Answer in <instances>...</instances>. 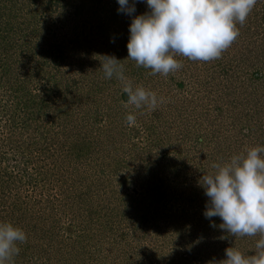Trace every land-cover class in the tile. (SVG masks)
Listing matches in <instances>:
<instances>
[{
    "label": "rangeland",
    "instance_id": "obj_1",
    "mask_svg": "<svg viewBox=\"0 0 264 264\" xmlns=\"http://www.w3.org/2000/svg\"><path fill=\"white\" fill-rule=\"evenodd\" d=\"M85 1L63 15L33 12L34 23L46 19L51 26L47 44L37 47L30 67L11 65L12 78L29 70L30 89L52 97L51 114L59 118L50 137L58 151L47 138L42 163L36 151L20 169L0 165V222L27 234L12 264H223L229 247L254 254L259 235L233 237L219 217L205 218L208 198L199 181L213 165L264 146V0L243 25L237 22L239 36L221 58L194 62L178 55L183 67L168 76L125 59L132 17L118 12L117 0ZM147 11L146 3H136L134 15ZM53 20L63 27L54 28ZM53 50L61 52L42 64L43 53ZM104 56L122 60L133 85L164 102L154 111L128 105L122 83L104 76ZM63 141L74 142L68 168ZM29 163L43 167L28 185L18 179L22 171L32 174ZM27 196L44 199L32 201L34 220L21 211L30 206Z\"/></svg>",
    "mask_w": 264,
    "mask_h": 264
},
{
    "label": "clouds",
    "instance_id": "obj_2",
    "mask_svg": "<svg viewBox=\"0 0 264 264\" xmlns=\"http://www.w3.org/2000/svg\"><path fill=\"white\" fill-rule=\"evenodd\" d=\"M118 12L132 17L125 59L151 74L168 76L183 67L176 56L210 62L221 58L239 36L257 0H117ZM146 3L149 11L134 15L136 3ZM123 59V60H125ZM122 60L104 56L106 79L116 78L128 96V105L155 110L164 102L155 92L134 86L125 75ZM129 123L135 121L128 115ZM199 184L208 198L205 218L219 217V227L233 237H255L254 254L225 249L223 264H264V146H253L229 161L213 165ZM212 227H216L213 223ZM27 242L26 232L11 222H0V264H12Z\"/></svg>",
    "mask_w": 264,
    "mask_h": 264
},
{
    "label": "trees",
    "instance_id": "obj_3",
    "mask_svg": "<svg viewBox=\"0 0 264 264\" xmlns=\"http://www.w3.org/2000/svg\"><path fill=\"white\" fill-rule=\"evenodd\" d=\"M64 1L66 3L65 5L61 4V0H41V2L39 0H0V14L1 17H5V21L0 24V82L2 83L1 87L4 93V95H0V165L4 162L6 164L5 169L8 167L11 169H20V164L24 160H31L36 151L39 153L36 154L37 159H41L37 164L42 163L43 159L40 156L44 155L45 141L47 138L51 141L55 137L52 135V139L50 138L53 129L51 124L54 123V129L58 127L56 123L59 118L51 114V112L53 113L52 109L55 108V100H52L50 96L39 97L37 95L39 92H32V89H30L32 79H30L31 76L28 74L29 70L24 69L21 73H16L15 78H12L15 70L11 68V65L17 63L19 70L28 65L30 67L34 58H36L37 47L47 44L48 38L44 36L49 33L51 26H46V19L41 20L42 26H39L38 22L34 23L29 18L33 15V12L34 16L38 14L50 16L49 12H57L63 15L70 8L76 11L77 8L83 9L87 5L85 0ZM90 13L92 15V12ZM89 17L86 16L85 18ZM262 18L264 19V12ZM52 24L56 25L53 26L56 29L63 27L62 22L55 20H53ZM46 28L48 30H44ZM56 29L53 32L55 36L57 35ZM60 52L53 50L52 52H47V56H44L43 53L41 63L44 65L49 62L52 63L55 55ZM253 76L258 75L255 72ZM3 79L4 82H2ZM255 79L259 80L258 77ZM25 139H27V145ZM53 142L55 146L53 152H56L59 149V142L58 140H52L51 144ZM73 143V141L68 143L63 141V149L65 150V146L68 144L66 152L71 153L67 154L70 156V165L66 166V160L64 162V166L67 168L74 166V159L76 158L75 151L73 150L71 152L74 148ZM16 146L17 148H21V150L14 153L13 150ZM6 147L7 149L4 150ZM34 161L36 162V158H34ZM29 164L33 167L32 174H28V170H26L27 174L24 176L21 174L24 172L22 171L18 179L22 181L24 178L26 180L24 181L28 185L32 181H35L33 176L37 175L38 171L43 167L40 165L39 168L36 163ZM41 171L43 172V170ZM9 175H11V171ZM16 177L17 175L14 176V178ZM55 198L57 200L56 196ZM27 199L29 200L30 206L24 205L25 208L20 209L23 213H31V218L34 220V215L31 212L33 206L32 201L40 203L44 199L41 196L38 199L33 196H27ZM22 202L23 200H19L20 207ZM38 211L41 214L44 208H39Z\"/></svg>",
    "mask_w": 264,
    "mask_h": 264
}]
</instances>
